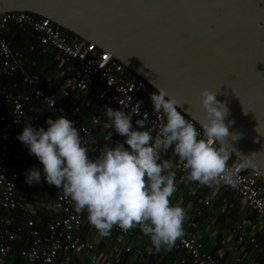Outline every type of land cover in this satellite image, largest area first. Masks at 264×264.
<instances>
[{"label":"water","instance_id":"1","mask_svg":"<svg viewBox=\"0 0 264 264\" xmlns=\"http://www.w3.org/2000/svg\"><path fill=\"white\" fill-rule=\"evenodd\" d=\"M12 13L95 43L199 127L201 90L217 92L230 153L264 182V0H0V16Z\"/></svg>","mask_w":264,"mask_h":264},{"label":"clouds","instance_id":"2","mask_svg":"<svg viewBox=\"0 0 264 264\" xmlns=\"http://www.w3.org/2000/svg\"><path fill=\"white\" fill-rule=\"evenodd\" d=\"M153 86L151 112L157 121L137 118L134 126L133 115L142 101L129 111L105 106L108 125L123 140L103 146L94 158L89 155L95 151L94 136L85 128L78 130L63 115L47 118L46 128L27 123L16 138L43 165L42 171H27V184L39 183L43 173L77 213H86L87 222L101 237H109L114 227L123 232L138 228L159 252L171 250L183 237L187 215L185 207L171 201L177 186L175 161L164 155L169 149L182 163L187 182L211 186L235 179L226 167L231 155L225 140L230 135L225 123L228 108L216 98L217 92L201 90L207 119L197 130L176 98L164 87ZM239 136L231 135L233 141ZM50 207L59 211L58 204Z\"/></svg>","mask_w":264,"mask_h":264},{"label":"built area","instance_id":"3","mask_svg":"<svg viewBox=\"0 0 264 264\" xmlns=\"http://www.w3.org/2000/svg\"><path fill=\"white\" fill-rule=\"evenodd\" d=\"M11 21L30 26L41 48L44 51L54 52L60 62L77 64L84 74V79L78 83V87L82 90H91L99 102L112 106L114 109L129 111L142 101L137 115H133V122L137 118H147L150 122L157 121V117L151 112L150 94H144L145 81L127 77L125 67L110 53L99 50L95 43L66 35L49 19L29 13L0 16V75L13 76L20 71L24 83L35 87L34 97L40 100L55 118L61 115L66 116L74 122L78 130L85 128L93 136L96 127L107 120L102 113L92 116L89 123H83L53 94L45 91L42 86V75L27 71L28 56L14 52L3 37ZM32 99L31 95L16 94L0 85V103L8 108L0 114V211L5 213H13L23 207L24 203L17 196L18 185L20 182L26 183V173L29 169L37 168L36 164L19 170L10 166L14 157L16 137L22 127L27 123L37 127L39 123L38 116L29 118L28 104ZM185 118L192 122L197 130H200L194 120L186 115ZM80 135L83 137L87 133L80 132ZM91 147L95 151L89 152V155L94 158L103 146L96 140ZM180 165L183 168L182 163ZM226 167L234 173L235 182H222L224 186L227 190L239 195L260 217L264 218V182L245 162L236 158L233 160L232 154ZM51 186L54 193V205H59V211L54 210L57 216L42 226L34 220L35 218L26 220L24 226L28 233V247L21 251L18 261L13 260L11 252L19 235L24 233V227L18 226L12 229L10 225L15 218L11 217L10 223L0 230V264H134L115 259L113 255L100 249V243L95 238L84 237L82 232L85 229L94 228L87 222L86 213H77L72 202L63 198L57 187ZM196 227V222L192 221L190 228H184L183 237L173 246L177 252L182 253L178 264H228L224 257L207 249L205 243L197 236ZM239 229L240 227L234 229L237 240L241 243L248 242L255 250L261 252L257 239L246 238ZM136 231L137 228H133L123 232L114 227L111 232L122 237H129ZM133 249H139V246L137 244L126 246L125 255L132 254Z\"/></svg>","mask_w":264,"mask_h":264},{"label":"crops","instance_id":"4","mask_svg":"<svg viewBox=\"0 0 264 264\" xmlns=\"http://www.w3.org/2000/svg\"><path fill=\"white\" fill-rule=\"evenodd\" d=\"M40 52L36 56L32 54L27 65V71L42 75V86L46 92L53 94L83 123H89L92 116L104 112L107 105L99 102L91 90H82L78 87V83L84 79V74L77 64L60 62L56 54L50 50L44 51L42 49ZM8 90H12L16 94L31 95L28 88L21 89V91H16L14 88ZM34 99L30 104L32 102L38 103L39 100ZM28 112L29 118L31 116L39 117L37 128L41 126L46 128L45 121L47 118L55 119V116L42 103L36 106L28 104ZM133 124L135 126V122ZM94 138L101 142L102 146H112L123 140L122 136L113 133L107 120L96 127ZM13 153L14 157L10 163L13 169L19 170L36 164L37 168L42 171L43 165L34 155L29 154L28 148L18 139L14 145ZM164 155L165 158H171L175 161L177 190L171 197V201L172 203H180L186 209L187 215L183 227L190 228L191 222H196L195 231L199 239L205 243L209 251L224 257L228 264H264V218L260 217L239 195L227 190L222 182L211 186L187 182L185 180L186 172L181 167V162L172 154L171 149ZM90 157L92 156L90 155ZM48 185L43 178V173L39 183L34 182L29 185L20 182L18 185L20 192L23 194L21 188L27 189L25 192L29 197H20L24 204L15 213L7 212L3 216L1 212H4L0 211V230L10 223L11 217L20 219L22 224L26 223L28 219L35 218L34 220L41 226L55 218L57 216L56 211L50 207V205H54L53 190L51 187L44 189ZM32 188H36L38 193L29 194ZM42 189L44 196L39 192ZM198 212L201 213L198 214ZM238 227L246 238L254 237L257 239L261 246V252L255 250L248 242L241 243L237 240V233L234 229ZM82 233L84 237L95 238L100 243V249L104 252L127 263L178 264V259L182 255L174 247L169 251L163 249L159 252L155 251L154 248H151L149 238L142 234L138 228L129 237H122L114 232H111L109 237H101L95 228L85 229ZM135 244L139 246V249H133L132 254L125 255L124 248ZM136 250L139 251L136 252Z\"/></svg>","mask_w":264,"mask_h":264},{"label":"trees","instance_id":"5","mask_svg":"<svg viewBox=\"0 0 264 264\" xmlns=\"http://www.w3.org/2000/svg\"><path fill=\"white\" fill-rule=\"evenodd\" d=\"M61 31L63 33H65L68 36H74L73 34H71L70 32H67L63 29H61ZM3 37L6 39V41L9 43V46L11 47V49L14 52H20V53H24L28 56V64H29V60L33 55H37L38 53H41L40 51H42L41 46L39 44L38 38L35 34V32L32 30V28L28 25H23V24H19L16 22H9V24L7 25L6 30L3 33ZM76 37V36H74ZM32 48H34V50H32ZM27 64V65H28ZM125 73L127 75V77H130L131 73L128 69L125 68ZM133 79V78H132ZM139 79V78H137ZM0 85L3 88H6L7 90L10 88H14L16 91H21V89L24 88H28L29 91L31 92V96L34 99V95H35V87L34 86H28L24 83L23 80V75L20 71H17L13 76H8L6 74H1L0 75ZM155 90L153 88H151L149 85L146 84V88H145V93L144 94H150L152 92H154ZM37 98H35L34 100H36ZM38 100V99H37ZM41 101L39 100L37 104H35L34 102H32L31 104L29 103L30 106H36V105H40ZM6 109H8L6 106L1 105L0 104V114L3 111H6ZM14 150V149H13ZM14 154V153H13ZM232 159L234 160V156L232 155ZM52 189V186L48 185V187L46 186L44 189ZM23 191L20 192V187H18L17 189V196L20 199L24 198V197H29V195L25 192L27 189L25 188H21ZM25 192V194H24ZM38 193V190L36 188H32V191L29 193ZM39 192H41L42 196H44L43 194V189L40 190ZM19 194V195H18ZM15 213V212H13ZM1 214L3 216H5V212ZM14 215V214H13ZM14 224H12L10 227L12 229H15L18 226H23V234H20L19 237L17 238L14 246H13V250L11 252V257H13L15 261H18L20 259V253L23 249H25L28 244V233H27V229L25 228V223H20V219H14Z\"/></svg>","mask_w":264,"mask_h":264},{"label":"bare ground","instance_id":"6","mask_svg":"<svg viewBox=\"0 0 264 264\" xmlns=\"http://www.w3.org/2000/svg\"><path fill=\"white\" fill-rule=\"evenodd\" d=\"M134 79V78H133Z\"/></svg>","mask_w":264,"mask_h":264}]
</instances>
